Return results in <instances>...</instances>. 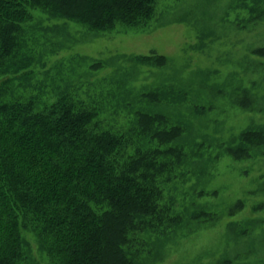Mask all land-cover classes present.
<instances>
[{
  "label": "rangeland",
  "instance_id": "374dc122",
  "mask_svg": "<svg viewBox=\"0 0 264 264\" xmlns=\"http://www.w3.org/2000/svg\"><path fill=\"white\" fill-rule=\"evenodd\" d=\"M31 14L27 70L1 79L15 97L94 108L127 154L175 151L156 180L174 224L137 237V264H264V0H157L144 27L109 31ZM145 115L178 138L143 134ZM23 236L22 264H51Z\"/></svg>",
  "mask_w": 264,
  "mask_h": 264
},
{
  "label": "trees",
  "instance_id": "16d2710c",
  "mask_svg": "<svg viewBox=\"0 0 264 264\" xmlns=\"http://www.w3.org/2000/svg\"><path fill=\"white\" fill-rule=\"evenodd\" d=\"M156 4L0 0V80L27 70L29 57L22 55L23 62L15 57L22 54L20 32L32 11L109 31L144 27ZM9 82L0 81V264L26 260L27 232L51 264H137V237L174 224L156 184L169 163L157 158H167L174 149L127 154V139L102 129L94 108L68 96L50 104L21 99L7 89ZM143 119L141 131L159 145L178 138L174 128H152V115ZM255 137L264 145L261 134Z\"/></svg>",
  "mask_w": 264,
  "mask_h": 264
}]
</instances>
